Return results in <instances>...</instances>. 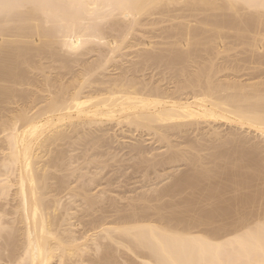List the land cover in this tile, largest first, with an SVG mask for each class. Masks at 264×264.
Here are the masks:
<instances>
[{
    "label": "bare ground",
    "instance_id": "6f19581e",
    "mask_svg": "<svg viewBox=\"0 0 264 264\" xmlns=\"http://www.w3.org/2000/svg\"><path fill=\"white\" fill-rule=\"evenodd\" d=\"M52 46L57 54L44 56ZM89 53L95 57L83 59ZM224 54L227 65H220L215 60ZM33 59L59 62H46L47 70H59L55 78L40 79L45 94L37 97L32 91L39 78L20 69L22 63L32 69ZM263 66L264 0H0V103L20 106L5 119L0 115V264H120V247L138 264H264V216L247 224L254 196L241 191L249 177L264 185L258 146L242 134L264 139V81H250L261 72H244ZM154 69L162 76L153 77ZM21 88L27 90L22 95ZM222 125L229 127L226 136L218 130ZM141 132L154 138L150 145L164 143L165 151L152 153L161 145L147 148ZM189 132L201 137L191 141ZM182 144L196 154L185 155ZM76 145L83 147L80 156L72 154ZM103 146L105 153L87 156ZM119 154L111 164L139 160L126 168L134 176L143 167L146 192L159 190L163 197L190 189L197 198L179 202L175 214L154 212L151 204L140 208L146 192L129 197L122 182L124 194L118 189L121 195L106 196L112 173L119 172L116 181L126 176L124 164V170L110 166L111 178L102 173ZM181 160L198 169L176 174ZM59 171L66 173L55 175ZM171 177L179 190L167 189L175 182L158 188ZM116 196L129 200L120 204Z\"/></svg>",
    "mask_w": 264,
    "mask_h": 264
},
{
    "label": "rangeland",
    "instance_id": "374dc122",
    "mask_svg": "<svg viewBox=\"0 0 264 264\" xmlns=\"http://www.w3.org/2000/svg\"><path fill=\"white\" fill-rule=\"evenodd\" d=\"M173 21H175V20H172V21L170 22V24H171V23H174ZM165 23H166V22H165ZM165 23H164L165 26H164L163 24H161V25H156V26L159 28V27H163V26L166 27V26H167L166 24L169 25V22H167L166 24H165ZM171 25H172V24H171ZM171 25H169V26H171ZM157 27H156V28H157ZM51 32H52V31H51ZM53 32H54V30H53ZM154 33L158 34L159 32H154ZM164 34H165V33H164ZM56 38H57V37H56ZM56 38H55V39H56ZM156 39H157V38H156ZM156 39H154V40H156ZM158 40H161V39H158ZM53 45H54V44H53ZM56 45H57V44H56ZM198 47H199V46H198ZM52 48H53V49H52ZM55 48L57 49L58 47H57V46H56V47H55V46L50 47V49L47 50V51H50V50H51V51L49 52L50 54H49L47 51H45V53L47 52V53H46L47 55H44V56H51V53H52V52H53L52 54H54V53L57 54ZM54 50H55V51H54ZM57 52H58V51H57ZM59 53L61 54V51H59ZM199 53H200V52H199ZM43 54H44V53H43ZM48 54H49V55H48ZM90 54H91V55H90ZM202 54H204V53H202ZM226 54H227V53H226ZM87 55H88V56H87ZM87 55H85V56L83 57V59H87V57H89V56L92 57V58L95 57L94 55H92V53H89V54H87ZM33 56H34V55H33ZM41 56H43V55H41ZM44 56H43V57H44ZM206 56H207V55L204 54V57H206ZM222 56H223V58L220 57L219 59H216V60H215L216 62L220 61V63H219L220 65H222V64L224 63L223 60H224L225 54L222 55ZM33 58L35 59L36 56L33 57ZM92 58H88V59L91 61ZM127 58H128V57H127ZM221 58H222V59H221ZM225 58H227V60H228V57H227V56H226ZM30 59H32V57H31ZM34 59H33V60H34ZM38 59H39V58H38ZM70 59H72V58H70ZM81 59H82V57H81ZM35 60H37V58H36ZM35 60H34V61H35ZM198 60L201 61L200 58H199V59L197 58V61H198ZM221 60H222L223 62H222ZM227 60L225 59V63H224V65L227 63ZM34 61H33L32 69H31L30 66L28 67V65L25 64V63H24V64L22 63V65L20 66V69H22L21 67H24V66H25L24 69H23V70H24L23 72H25L26 69H27L28 71L30 70V73H27L28 71L25 72V73H27V75H28L29 77L31 76L30 79H31L32 77H35V76H36L37 79L39 78V79H38L39 81L36 79L38 82L34 81L35 78H33L34 84H35V83H38V86L36 87L37 89H35L34 86H33V87L26 86L27 88L30 87V88L35 89V90H33V91H32V89H31V90L29 89V90L32 91V93L34 94V95H33L34 97H37L38 94H39V96H42L43 94H45L44 92H43V94H42V93H40V91H39V90L41 89V87H40L39 85H41V86L44 88V86H43L44 83H43L42 80H40V79H43V81H45L44 78H46L49 74H50L49 76H51V77L54 76V78H55V76H56V75H55V72H57V71L59 70V69L57 70V68H56V70H55V69L52 70V68H50V67H49V70H47V69H48V67L46 66L47 63L49 62V63H48V66H50V65L52 64V67H53V65H54V66H55V65H59V64H57V63H59V62L56 61V64H53V63H55V62L52 63V62H50V61H48V60H47V61H48V62H47L46 59H45V60L42 59V63H43V62H44V63L47 62L46 64H42V63H41V60H38V62L40 61V62H39V63H40L39 67H40V68H43V69H39V67L36 68V66H38V65H36V66L34 65ZM215 61H214V63H215ZM36 62H37V61H35V64H36ZM38 62H37V64H39ZM221 62H222V63H221ZM201 63H202V62H201ZM207 63H208V62L205 61V64H207ZM41 64L43 65L42 67H41ZM69 65L72 67V68H71V67L69 66L71 69H75V68H73L74 66H72V65H76V64H72V63L70 62ZM201 65H202L201 67L204 66V61H203V63H202ZM226 65H227V64H226ZM34 66H35V67H34ZM44 66H45L46 70H44ZM27 67H28V68H27ZM33 67H34V68H33ZM56 67H57V66H56ZM75 67H76V66H75ZM29 68H30V69H29ZM35 68H36V69H39V70L41 71V73H39V71H37ZM70 68H68V69H70ZM76 68H77V67H76ZM161 68H162V67H159V68H156V69L161 70ZM33 69H35V70H33ZM50 69H51L52 71H50ZM261 69H262L261 71H258V70H254V69H253V70L244 71V72H250V71H251L252 74H253L254 72H256V73L261 72V73H260V74H261L260 78H255V79H252V80H250V81H251V82H254V81H256V80H262V81H264V66H263V68H261ZM43 70H44V71H43ZM63 70H67V68H65V69H63ZM162 70H163V68H162ZM42 71H43V74H42ZM45 71H49V73H48V72L46 73ZM54 71H55V72H54ZM116 71H118V70H116ZM116 71H114V72L116 73ZM154 71H155V72H154ZM154 71H153V72L151 71L152 74H155V73L157 72L155 69H154ZM166 71H167V72H166ZM168 71H169V70H166V69H165L166 74H169V73H173V72H174L173 70H170V72L168 73ZM222 71H223V73H219V74H225L224 71L226 72V70H222ZM21 72H22V71H21ZM23 72H22V73H23ZM31 72H32V74H31ZM37 72H38V74H37ZM44 72L46 73V75L44 74ZM50 72H51V73H50ZM53 72H54V73H53ZM146 72H148V75L151 77L152 80H156V79L152 78L151 73L149 72V70H148V71H145V73H146ZM227 72H228V70H227ZM227 72H226V73H227ZM25 73H23V74H24L25 76H27ZM33 73H34V74H33ZM158 73H160V72H157V74L154 75L153 77L156 76L155 78H159V77L162 76V73H160V74H158ZM35 74H36V75H35ZM40 74H41V76H42V75H44V76L41 77ZM52 74H53V75H52ZM34 75H35V76H34ZM28 76H27V77H28ZM45 76H46V77H45ZM149 76H148V77H149ZM164 76H165V75H164ZM166 76H169V75H166ZM29 77H28V78H29ZM243 77H244V76H243ZM243 77H241V78L243 79ZM165 78H166V77H165ZM46 79H47V78H46ZM166 80H167V78H166ZM162 82L164 83L165 80H163ZM42 83H43V84H42ZM35 85H37V84H35ZM23 88H25V86H23ZM43 88H42V89H43ZM25 89H26V88H25ZM25 89H24V91H27V90H25ZM38 89H39V90H38ZM20 91H21V94H20V95H22V93H24V91L22 92V88L19 90V92H20ZM34 91H35V92H34ZM16 92H18V89L16 90ZM16 92H15V93H16ZM37 92H38V93H37ZM41 92H42V91H41ZM25 93H26V92H25ZM36 93H37V94H36ZM17 94H19V93H17ZM40 94H42V95H40ZM35 95H36V96H35ZM6 103H8V102H6ZM6 103H5L4 105H3L2 102L0 103V104L3 105V106L0 105V107H4V108H6V109L1 108V110H0V115H3V114H4L3 116H1V119H5V118L7 117V116H6V115H7V112H9V113H8V115H9V114H11L10 112H15L16 110H18V108H20V106H18L17 103H15V104H13V105H11V103L7 105ZM8 107H10V109H11V108H12V109L9 111V110H7ZM15 107H16L17 109H16ZM13 108H14L15 111L13 110ZM3 110L6 111V112H4ZM5 113H6V114H5ZM4 116H6V117H4ZM3 117H4V118H3ZM0 124H1V122H0ZM203 126H205V125H202V127H203ZM1 127H2V126H0V140H1V141H0V145H2L1 143L3 142V137H4L3 134L5 133L4 131L1 130ZM227 127H228V126H226V125H222L221 127L218 128V130H221V131H220V132H221V133H220L221 135H223V136L225 135V136H226V134L223 133L222 131H224V132L227 133V130H229V127H228V128H227ZM203 128H207V127H203ZM226 128H227V129H226ZM202 131L204 132V129H203ZM136 133H137V132H136ZM141 133H142V135L144 134V132H141ZM189 133H190L189 137H191V139L188 137V135H184V136H185V137L187 136L188 139H190L191 141H192V140H196L197 137H201V136H199V135H197V136L194 135V134H196V132H195V133H193V132H192V133L189 132ZM250 133H251V132H250ZM250 133H249V134H248V133H242V134H243L244 136H248V138L250 139V142H249V143H251V144H252V143L256 144L255 147L258 146V147L256 148L257 153L255 152V153H256V154H255V157H256V159H257V157H258L257 161L260 163V164H259L260 167H262V168L264 169V139L262 138V136H260V135H256L255 132H254V133L252 132L251 134H250ZM186 134H188V133H186ZM204 134H205V136H204ZM204 134L201 133V135H203V137H208V136H209V135L207 136V134H206V130H205ZM243 135H242V136H243ZM1 136H2V138H1ZM144 136H145V134L143 135V137H144ZM194 136H195V137H194ZM240 136H241V135H240ZM242 136H241V137H242ZM143 137H141V138L146 140V141L143 142V143L146 144V147H147V148H149V147H158V145L160 144V143L157 144L158 142H156L157 145H155V143L152 144V145H150V143H152V141L154 140V138H153L152 136H148V135L145 136V138H143ZM192 137H194V138H192ZM126 138L129 139V140H127V141H129V142H134V141H133V138H134V137H131L132 140H131L129 137H126ZM138 138H139V137H138ZM138 138H136V139H138ZM146 138H147V139H146ZM149 138H150V140H149ZM174 138H175V137H171V139H172V140L175 142V144H176L177 142H176L175 140H177L178 138H177V137H176L177 139H176V138L174 139ZM195 138H196V139H195ZM112 139L114 140V139H116V137H112ZM122 139H123L122 137H119L117 140L121 141ZM134 140H135V139H134ZM122 141H123L124 143H125V142L128 143V142L126 141L125 137H124V139H123ZM179 141H182V140H178V142H179ZM123 142H122V143H123ZM146 142H148V143H146ZM149 142H150V143H149ZM143 143H142V144H143ZM3 144H4V143H3ZM147 144H148V145H147ZM161 144L164 145V143H161ZM161 144H160V145H161ZM111 145H112V144H111ZM162 145H161V146H162ZM105 146H106V145H105ZM105 146H103V147H105ZM109 146H110V145H109ZM109 146L107 145V147H109ZM112 146H113V147H114V146H117V147L115 148V151H118V149H119V147H120L121 145H118V143L115 142V144L112 145ZM122 146H124V145H122ZM148 146H149V147H148ZM161 146H159V147L157 148L158 150H156V151H153V150H152V153H156V152H158V151H159V152H162L163 150L165 151L166 146H162V147H161ZM179 146L182 147V148L184 147L183 149H185V150H183V151H184V153H186L185 155H188V153H189L188 150H190V148H188V147H189L188 144H186L185 146H184V144H182V146H181V145H179ZM187 146H188V147H187ZM253 146H254V145H253ZM81 147H82V146L79 147V145H78V146L76 145L75 148H76L77 150L75 149L76 151L74 150V151L72 152V154L76 153L77 156H80V154H78V153L81 151ZM103 147H101V148L95 147V148L91 149L89 152H87V156H88L89 154L93 153V152H96V151H100V152L104 151V153H105L108 149L105 150L107 147H105V148H103ZM113 147H112V149L110 148L111 151L114 149ZM82 148H83V147H82ZM102 148H103V149H102ZM258 148H259V149H258ZM257 149H258L259 151H258ZM101 150H102V151H101ZM126 151H128L127 148L124 149V150L121 149L119 153L123 154V153L126 152ZM171 151H173V150H170V152H171ZM81 152H82V151H81ZM81 152H80V153H81ZM193 152H195V151H191V153H189V154H196V152H195V153H193ZM206 152H208V151H207V150L201 151V152H199V155H203V154H205ZM99 154H100V153H99ZM121 154L115 156L113 160H107V161H106V165H107L108 163H109V164H108L107 166L105 165L104 169L102 170V173H105V172L108 171V172H110V173H109L110 175H109L108 173H107L108 175H107V174H106V175H107L108 177L111 176V172H114V171H115V170L112 171V167L116 168V167H117L116 165H117V164H118V165L120 164V163H114V164H115V165H114V164H111V163H113L114 160H117L116 157L118 158ZM257 154H258V155H257ZM0 155H1V154H0ZM81 155H82V154H81ZM87 156H86V157H87ZM147 156H148V155H147ZM0 157H1V156H0ZM122 157H123V156H122ZM122 157H121V158H122ZM124 157H126V158L124 159V160H126L127 158H129V155L127 154V155H125ZM98 158H99V160H100V159H102V160H103V159H107V155L105 154L103 157H100V156H99ZM248 158H250V157H248ZM135 159H136V158H135ZM135 159L132 158V159L129 160V161H128V160L123 161V162L120 164V166L122 165L123 168L120 167V169L122 168L121 170H124V166H125V169H127L126 167L128 166V165H127L128 163H129L130 165H134V164L136 165L137 163H140L138 159H137V161H136ZM122 160H123V158H122ZM122 160H120L119 162H121ZM132 160H135L136 162H135V161H132ZM77 162H78V163H81V162H82V159H79ZM77 162H76V163H77ZM107 162H108V163H107ZM126 163H127V164H126ZM95 164H97V161H93V162L89 165V167H90L91 169H93V166H95ZM123 164H124V166H123ZM112 165H114V166H112ZM135 165H134V167H135ZM110 166H112V167H110ZM115 166H116V167H115ZM188 166L191 167V168L193 169V170L189 171V176H190L191 174L193 175L194 172H192V171H195V172H196V169H198L197 167H192L191 165H188ZM188 166H186V165L183 163L182 160L179 161L178 163H176V167H177V168H175V169H176L177 171H176L175 173L177 174V173L179 172V174H181V173H184V174H185L186 172H188V170H190ZM166 167H167V166H166ZM141 168H143L141 165L138 166V169H139V170H136V172L134 173V176H133V173L131 172V171H132V170H131L132 168H131V169L128 168L127 171L125 172V175H126V176L124 175L127 179H126L125 177L123 178V175H122V178L119 176L120 178H119V180L117 179L118 181H116V176L119 175V172L117 171L118 174H116V176L112 173V178H111V177H109V178L115 180L116 183L112 180V182L114 183V185H112V186H113V189H111V188H112L111 186H109V185H105V188L111 187V188H109V189H111V191L106 192L105 195H106V196L113 195L112 192H114V194L119 193L118 189L120 188V184H121V182H122V184H121V188H120V189H124V187H126V192L124 191V192H125V195H127V196H129V197L133 195L132 197H135V198H137V194H138V195H139V194H144V195H145L146 188H147V185L149 184V182H145V181L143 180V179H144V176H143L142 174H143L144 172H141V170H142ZM169 168H170V167H169ZM169 168L167 167V169L170 171ZM134 169H135V168H134ZM136 169H137V166H136ZM167 169L163 170V172H164V171H167ZM109 170H110V171H109ZM66 171H67V170H66ZM169 171H167V172H169ZM171 171H172V169H171ZM59 172H60V171H59ZM117 172H116V173H117ZM128 172H131L132 174H131V173H128ZM161 172H162V171H161ZM180 172H181V173H180ZM56 173H58V172H56ZM56 173H55V175L61 176L62 174L66 173V172H65V171H64V173H61V172H60V174H56ZM190 173H191V174H190ZM127 174H128L129 176H130V174H131L132 176L129 177ZM139 174H140V175H139ZM186 174L188 175V173H186ZM186 174H185V175H186ZM113 175H114V178H115V179L113 178ZM127 176L129 177V179H128ZM150 176H151V178H153V175H150ZM182 176H183V174H182ZM133 177H134V178H133ZM96 178H97V177H96ZM96 178H95V179H96ZM106 178H107V177H106ZM141 178H142V179H141ZM83 179H84L83 177H82L81 179H78V183L81 182ZM107 179H108V178H107ZM176 179H177V177L166 178V179H164L161 183H159L157 186H158V188L161 187L162 185H164V186H170V182H175ZM80 180H81V181H80ZM120 180H122V181H120ZM125 180H127V181H125ZM137 180H138V181H137ZM51 181H52V180H51ZM101 181L104 182L105 180L103 179V180H101ZM119 181H120V182H119ZM124 181H125V182H124ZM141 181H142V183H139V182H141ZM135 182H136V183H135ZM176 182H177V181H176ZM176 182H175V183H176ZM244 182L247 183L248 186L245 187L244 189L242 188L241 191H242L243 193H245V194H248V195L253 194L252 197L254 196V197H253V198H254V202H253V204H251V208H250V210H248V223H247V224H251L255 219H257V218H262V217L264 216V185H260L261 180H260V181H257V184H256V183H255L256 180H254V178H252V177H249V178L245 179ZM72 183H73V184L75 183V185H77V182H72ZM117 183H118V187H117V185L115 186V184H117ZM126 183H127V185H126ZM175 183H174V184L172 183V186H170V188H167V189H172V190H174V189L177 188L176 186H178L179 188H181V187H180V184L178 185V183H180V182L176 183L177 185H175ZM94 184H95V183H94ZM102 184H103V185H102ZM102 184H101L100 186H98V187H94L93 189H95V191H97V190H98L97 188H102V186L104 187V183H102ZM142 184L145 185V186L142 187V186H141ZM255 184H256V185H255ZM181 185H182V183H181ZM73 186H74V185H73ZM91 186H94V185H91ZM114 186H115V187H114ZM123 186H124V187H123ZM138 186H139V187H138ZM157 186H156V187H157ZM164 186H163V187H164ZM140 187H142V188H140ZM144 187H145V190H144ZM114 188L116 189L115 191H113ZM134 188H137V189H134ZM149 188H150V187H149ZM262 188H263V191H262V192H263V196L261 197V196L259 195V192L261 191ZM120 189H119V190H120ZM127 189H129V190L134 189L135 191L133 190V192H132V191H129V190H127ZM160 189H161V188H160ZM167 189H166V190H167ZM124 190H125V189H124ZM140 190H141L143 193H142V192H139ZM172 190H171V191H172ZM177 190H179V189L177 188ZM177 190H176V191H177ZM187 190H188V191H185V192H183V193H180V194H182V195H179L178 193H177V194H178V195H177L175 191H172V193L170 192L169 194H167V195H165V196H163V197H162V195H164V194H160V195H161V196L159 195L160 197L157 195L158 193H160L159 190H155L156 192H154V191H152V190H149L148 192H146V195H148V196L145 195V196H144L145 199H139V200H142V201H140V202H139V200H138V201L135 200V201H137V202H136L137 204H134V206H135V205H136V206L139 205L138 202H139L140 204H142V205H140V208H144L145 206L151 204L152 206L150 205V206H147V207L152 208L153 210H152V209H151V210L154 211V212H160V211H158V210H162V211H163V210H165V209H166V210L169 209L170 212H171V210H172V212L175 213V212H178V211L180 210L181 206H182V203H179V202L187 201V200H189V199H190V200H191V199L195 200V199L197 198V193H195L194 191H192V190H190V189H187ZM258 190H260V191H258ZM116 191H118V192H116ZM121 192L123 193L122 190H120V193H121ZM138 192H139V193H138ZM174 192H175L176 195H175V194L173 195ZM120 193H119V195H121ZM161 193H164V191L161 190ZM107 194H109V195H107ZM123 194H124V193H123ZM123 194H122V195H123ZM170 194L173 195V196H171ZM230 195H231V194H229V193H228V194H225V195L221 198V200L228 198ZM155 196H156V197H155ZM151 197H153L154 201L152 200V202H148V200L151 201V200H150ZM77 198H78V197H77ZM116 198L118 199L117 196H116ZM156 198H158L157 201H156ZM160 198H161V199H160ZM127 200H129V199H120V202H119V199H118V202H119L120 204H123V203L125 204V203L128 202ZM143 200H144V201H143ZM131 201H132V200H131ZM131 201H130V202H131ZM133 201H134V200H133ZM135 201H134V202H135ZM146 201H147L149 204H147ZM225 201H226V200H225ZM134 202H133V203H134ZM144 202H145V203H144ZM177 202H178V204H175V203H177ZM119 203H118V204H119ZM143 203H144V204H143ZM164 203L166 204V207H167L168 203H169V206H170V207H171L172 205H174V206H173V208H172V207L169 208V206H168L167 208H166V207L164 208V207H163V206L165 205ZM171 204H172V205H171ZM143 205H145V206H143ZM155 205H156V206H155ZM160 205H161L162 207H161ZM141 206H143V207H141ZM153 206L156 207V208L159 206V207H161V209H160V208L155 209V208H153ZM121 207H122V206H121ZM147 207H146V208H147ZM163 208H164V209H163ZM106 209H107V208H106ZM107 210H111V208L109 207ZM148 210H149V208L147 209V211H148ZM151 210H149V211L151 212ZM169 210H167V211L169 212ZM149 211H148V212H149ZM167 211H165V212H167ZM163 212H164V211H163ZM163 212H162V214L165 216V213H163ZM172 212H171V213H172ZM171 213H166V214H167V215L169 214L168 216L171 217V215H172ZM175 214H177V213H175ZM173 215H174V214H173ZM174 216H175L176 218H175ZM174 216H172V218H175L174 220H171V223H172V224H176V223L178 222V221H177V216H178V215H174ZM229 218H232V217H229ZM233 218H234V217H233ZM85 219H86V218H84V220H85ZM72 221H74L75 223L77 222L74 218H73ZM229 221H232V220L229 219ZM120 248H121V247H120ZM120 248H119V251H120L119 254H120V255H119V254H116V260L118 261V263H120V264H125L124 261H125V262H129L130 264H138V263H139V260H140V259L137 258L133 253H131V252L125 250L124 248H122V249H120ZM86 257H87V256H86ZM126 260H127V261H126Z\"/></svg>",
    "mask_w": 264,
    "mask_h": 264
}]
</instances>
